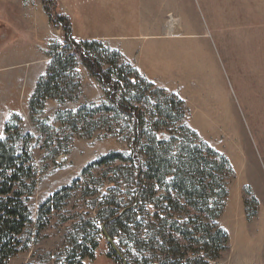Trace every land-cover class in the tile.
<instances>
[{"label":"rangeland","instance_id":"374dc122","mask_svg":"<svg viewBox=\"0 0 264 264\" xmlns=\"http://www.w3.org/2000/svg\"><path fill=\"white\" fill-rule=\"evenodd\" d=\"M56 1L57 13L68 18L77 42H100L121 57L118 64L125 65L128 78L138 77L137 84L147 88L145 108L163 101V93L149 94L154 90L173 96L176 127L184 124L195 134L188 136L193 143L218 152L231 167L232 175L224 178L227 197L216 221L228 235L229 253L208 260L193 252L180 264H264V17L255 0ZM256 1L264 11V0ZM16 2L20 8L34 5L48 20L40 40L34 35L31 39L46 61L40 78L46 74L50 48L63 45L64 33L50 22L43 0ZM24 26L12 25V36L25 37ZM30 69L35 76L41 63ZM30 69L18 67L15 78L0 70V137L12 123L23 135L29 134V153L38 172L33 195L25 202L28 221L12 235L0 264H158L148 243L152 232L145 227L153 230L152 225L159 224L153 205L133 212L131 223H121L123 231L106 228L122 263L115 260L113 254L118 256L101 230L108 212L130 207L139 189L136 166L126 161L98 164L112 154L129 158L133 121L107 111L112 107L107 89L80 63V86L70 101L47 100L40 113H32L29 102L39 78L30 86ZM137 94L132 85L124 84L116 99ZM94 108L105 111L93 112ZM80 109L84 111L79 133L71 136L58 114ZM14 118L20 122H12ZM176 127L167 123L154 132L158 140L170 141ZM190 220L197 222L201 234L206 232V219L196 209H181L166 219L168 224L176 222V230ZM94 244L93 260L79 259L81 250ZM165 255H160L161 261Z\"/></svg>","mask_w":264,"mask_h":264},{"label":"trees","instance_id":"16d2710c","mask_svg":"<svg viewBox=\"0 0 264 264\" xmlns=\"http://www.w3.org/2000/svg\"><path fill=\"white\" fill-rule=\"evenodd\" d=\"M42 4L50 22L62 27L64 43L52 45L49 50L50 61L46 74L39 78L30 98L31 112L40 113L47 100L53 99L58 103L70 101L80 86L76 72L80 63L107 89L106 94L112 106L107 111L113 113L115 118L125 115L133 121L129 158L124 160L122 154H112L98 163L108 165L112 161H126L136 166L139 178V189L135 192L134 202L120 212L109 211V217L102 224L105 231L107 227L123 231L121 223H131L133 212L141 211L144 205L149 204L157 210L155 218L159 224H153V230H150L152 227L149 225L145 227H149V232H152L148 243L153 246L152 254L158 264H180L187 254L193 252L199 259L217 260L226 256L229 253V238L216 221L227 197L224 178L228 179L232 175L227 159L205 144L197 146L193 143L188 136L195 137V134L184 124L176 127V117L172 114L173 96L166 95L162 90H154L149 94L163 93V101L151 109L145 108L144 95L147 88L142 89L141 84H137L138 77H127L122 68L125 65L118 64L121 57L103 48L98 41H75L71 36L68 18L57 13V1L43 0ZM108 55L113 58H108ZM115 56L118 57L117 60ZM124 84L132 85L138 94L121 95L120 99H116ZM83 111L84 109H80L77 113L66 111L58 114V121L67 126L71 136L79 133L77 126L82 122ZM92 111H105V108H94ZM181 118L180 114L178 119ZM13 121L20 122L19 118H14ZM167 123L176 127L171 132L174 135L172 140L177 139L175 144L170 142L172 140H158L155 135L154 131L165 127ZM147 126L152 129L147 131ZM31 140L32 137L29 134L23 135L21 128L14 123L6 125L4 138L0 137V262L7 252L12 235L23 229L28 221L25 202L33 195L38 175L29 153L28 145ZM18 144L22 146L18 148ZM67 191L63 190L62 194ZM156 196L158 198L154 200ZM49 203L48 199L43 207L48 208ZM181 209H196L201 212L206 219V232L201 234L200 227H196L197 222L192 220L184 229H174L176 222L168 224L166 219L173 218ZM158 213L167 217L159 218ZM172 231L173 236L167 233ZM198 233L200 236H196ZM96 249L97 244L87 251L83 248L79 259L89 257L93 260ZM161 254H166L163 261L159 258ZM113 256L117 262H123L115 254Z\"/></svg>","mask_w":264,"mask_h":264},{"label":"crops","instance_id":"0c3cea01","mask_svg":"<svg viewBox=\"0 0 264 264\" xmlns=\"http://www.w3.org/2000/svg\"><path fill=\"white\" fill-rule=\"evenodd\" d=\"M13 1L16 2L18 0H0V70L12 72V74H14L13 78H15L18 67L27 66L29 70L33 63L40 62L41 72L37 69L36 75L33 76V70L30 69L31 86L35 80L37 81L39 76L43 75L46 67V61L42 60L40 54L41 48L36 45L34 46L31 42L32 35L35 37L38 36L41 31H47L49 27L48 20L39 8L33 7L34 5L20 8L19 4H17L18 2H16L15 5ZM258 3L259 2L255 0L256 8L258 7L259 10L263 12L262 16L264 17V11L257 5ZM17 24L25 25V37H20L18 35L15 37L12 36V25ZM73 39L75 41L77 40L75 35ZM39 40L38 36L36 41ZM24 80L27 81V77H24ZM228 217L234 218L232 214H229Z\"/></svg>","mask_w":264,"mask_h":264},{"label":"water","instance_id":"95a60500","mask_svg":"<svg viewBox=\"0 0 264 264\" xmlns=\"http://www.w3.org/2000/svg\"><path fill=\"white\" fill-rule=\"evenodd\" d=\"M129 209V208H128ZM127 210V209H126ZM126 210H124V211H126ZM123 211V212H124ZM122 212V213H123ZM102 234H103V236H104V238L106 239V241L108 242V244L111 246V248L114 250V252L116 253V255L118 256V258H120V260L121 261H123V259L121 258V255H120V253L118 252V251H116L115 250V248H114V246H113V243H112V240L110 239V237L107 235V233H106V231H105V229H104V225L102 226ZM123 264H125V263H123Z\"/></svg>","mask_w":264,"mask_h":264},{"label":"bare ground","instance_id":"6f19581e","mask_svg":"<svg viewBox=\"0 0 264 264\" xmlns=\"http://www.w3.org/2000/svg\"><path fill=\"white\" fill-rule=\"evenodd\" d=\"M173 19V18H172Z\"/></svg>","mask_w":264,"mask_h":264}]
</instances>
